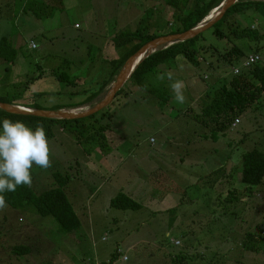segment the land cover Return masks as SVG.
<instances>
[{"label": "rangeland", "instance_id": "obj_1", "mask_svg": "<svg viewBox=\"0 0 264 264\" xmlns=\"http://www.w3.org/2000/svg\"><path fill=\"white\" fill-rule=\"evenodd\" d=\"M80 1L89 6L90 18L84 19L87 30L77 33L69 28V23L78 22L75 20L81 11L78 13L66 2H62L63 10L59 0H50L56 6L48 10L53 16L37 18L27 0H0V40L8 39L17 52L13 64L0 59V99L14 106L35 103L46 110L76 107L86 98L85 90L94 91L95 84L99 87L105 80L106 72L99 64L105 65L108 56L127 52L126 47L121 50L115 45L119 32L126 36L139 32L163 35L180 26L176 17L187 14L194 6L192 0H178L177 8L169 5L168 0ZM249 30L261 33V38L236 39L250 35ZM213 31L214 28L204 32L198 43L212 46L220 54L234 46L246 54L257 52L261 56L260 66H264V9L230 17L224 26V40ZM210 54L198 56L199 66L180 57L159 67L153 83L172 92L169 85L175 80L183 81V104L175 100L169 104L159 102L138 86L125 84V94L117 97L106 111L94 120L80 122L76 132L84 131L81 144L69 125L54 126L49 140L52 166L47 170L33 166L32 188L41 194L58 187V176L68 177L64 191L80 219V230L67 234L52 216L38 215L33 206L18 210L7 205L0 210V264H102L111 260L112 264H264V250L253 253L243 248L249 234L264 235V185L251 196H246L245 189L238 190L236 196L241 201L237 203L226 201L229 189H234V185L243 187L242 155L254 149L263 151L264 93L242 116L237 128L223 135L214 130V124L207 127L197 122L194 115H201L202 102L211 101L207 93H213L234 76L233 67L220 61V54ZM67 62L74 63L72 72ZM83 62H94L87 72L90 79L68 89L58 80L59 75L65 72L73 78L77 63ZM104 68L107 70L106 65ZM32 78L38 80L30 83ZM67 90L79 94L72 96ZM40 92L47 93L35 96ZM100 127L107 130L104 140L100 139V132L95 134ZM92 135L93 140L89 138ZM103 143L123 145V160H118L120 168L111 178L95 167L93 149ZM189 144L204 146L197 154L203 158L196 160V164L184 160L181 165L173 157L177 152L172 147ZM161 146L167 147L157 153ZM180 149L184 151H179L178 156H184L186 148ZM223 149L231 156L224 157ZM158 169L168 180V186L163 182L151 192L149 182L155 184L149 173ZM216 170H222L219 178L230 176L227 183L222 180L226 185L210 188L203 186L204 181L197 182ZM98 187L99 201L93 197ZM118 193L133 194L143 210L111 208V198ZM153 195H162V200L150 199ZM18 246L30 252L23 256L15 254L14 248ZM260 246L264 248L263 243ZM116 249L122 254L116 256Z\"/></svg>", "mask_w": 264, "mask_h": 264}, {"label": "trees", "instance_id": "obj_2", "mask_svg": "<svg viewBox=\"0 0 264 264\" xmlns=\"http://www.w3.org/2000/svg\"><path fill=\"white\" fill-rule=\"evenodd\" d=\"M30 8L33 9V15L37 18H41L44 13L47 16L49 10V4L44 6V4H39L36 0H27ZM194 6L187 14H182L176 17V22L180 26H177L174 30H171L168 33L163 35H151L139 32L135 36H126L125 38H116L117 46L120 48L128 47V51L118 60L113 61V71L110 74V77L107 81L102 83L99 91L89 94V96L81 103H78L76 107L70 109H78L81 106L89 105L87 108L90 109L100 102V99L97 100L101 95L107 93L108 88L115 82L116 77L120 73L126 61L138 52L145 44L148 42L165 35L179 34L187 32L191 29L199 26L213 10L218 8L224 0H192ZM61 2V1H60ZM169 5L173 8H177L178 0H168ZM61 5V3H59ZM42 5V6H38ZM44 6V7H43ZM59 6V5H58ZM51 8V7H50ZM52 7L51 10H53ZM264 9V0H239L230 10L226 13L225 17L215 25L213 34L221 39H226V34L224 32V26L227 23L228 19L237 14H245L247 11H259ZM238 27H241V24L238 23ZM250 35L239 38H254L258 40L261 38V33L256 31L249 30ZM247 32V34H248ZM234 34H237L234 32ZM203 34L198 37L174 44L166 49H160L156 53L152 54L150 57L143 60L136 68L135 72L129 79L127 84H133L138 86L139 89L145 90L148 95L155 97L159 102L169 104L171 101H174L172 92L165 86H158L156 83H153L155 75L158 73V69L161 66L169 65L172 62L176 61L178 58L182 57L189 63L195 66H199L201 63L198 59L199 55H208L212 51L213 54H220L219 51H216L212 46L202 45L198 43ZM257 53V52H255ZM253 53V54H255ZM16 50L12 47L10 41L6 38L0 40V59L6 63H13L16 58ZM212 55V54H210ZM251 54H246L243 49L234 46L229 50H225L224 53L220 54V61L224 62L226 65L234 67L235 64H241L248 56ZM208 56H204L206 60H210ZM58 80L63 82L67 87L74 86L76 87V80H70L69 75L65 72H62ZM67 81V83H66ZM170 88V86H169ZM264 93V66L260 64L252 66L247 69L246 72H242L239 75H234L229 81L225 80L222 83V87L215 89L213 93H207V97L211 98L210 102L203 101L202 113L201 115L195 114V120L197 122H203V124L209 127L210 125L215 126V129L219 134L225 133L229 129H233V125L236 121L239 123V117L243 115L251 106H253ZM125 94V87L117 94L116 98ZM215 95V96H213ZM102 96V97H103ZM115 98V99H116ZM102 99V98H101ZM2 103H8L3 98L0 99ZM91 104V105H90ZM21 106V105H17ZM32 108L36 110H46L38 104L32 103L31 106H21ZM108 108V107H107ZM106 108V109H107ZM65 108H57L54 110H62ZM67 109V110H70ZM106 109L101 112L106 111ZM99 112V113H101ZM95 114L91 117L79 119V120H51L44 118H37L32 116H20L9 114L0 109V129H2V121L4 119H10L13 122L22 121L33 130H35L37 125H43L48 140L52 139V129L54 126L59 125L66 127L69 125V128L76 134V139L81 144V138L83 132L78 133L76 130L79 129L80 122L90 119L94 120L95 117L99 114ZM185 115H188L187 112H184ZM93 126V125H91ZM68 127V126H67ZM106 127H100L96 135L100 132L102 140L105 139V130ZM215 134V133H214ZM216 137V136H214ZM93 140L94 136L89 137ZM247 138V136H245ZM107 145V144H102ZM101 146V145H100ZM264 151V149H262ZM259 149H254L249 152H246L242 155V173H241V182L244 189L246 190V196H251L254 192H257L259 187L264 185V152ZM223 170V169H222ZM222 170H216L211 175L201 179V182L204 181L205 185L210 188H217L218 185H222L225 180L227 183L230 179V176H225L222 178L218 177L219 173ZM224 175H227L224 174ZM69 182L68 177L58 176V187L51 188L41 194H36V192L31 186L23 185L18 186L14 192L3 193L6 199V203L13 209H24L27 206H33L35 211L40 216H52L57 223L62 228L63 232L67 234H74L80 230L81 222L75 212L71 202L69 201L64 189ZM226 183H224L226 185ZM226 188V187H225ZM257 190L255 191V189ZM237 189H229L227 192L226 201L229 203H237L240 200ZM258 194L259 191H258ZM244 196V195H243ZM225 201V200H224ZM110 207L122 210V211H140L143 209V205L136 198L132 197L130 194L118 193L116 197L112 198L110 201ZM263 233V232H262ZM264 239L263 234H259L257 237L255 234H249L247 239L244 240L243 248L245 246L246 250L253 253H259L262 249L260 244H264L261 240ZM79 241V240H78ZM117 249L116 256L119 254ZM30 251L28 248L23 246H18L14 248V253L20 256L28 254ZM264 252V251H263ZM113 261L102 264H112Z\"/></svg>", "mask_w": 264, "mask_h": 264}, {"label": "clouds", "instance_id": "obj_3", "mask_svg": "<svg viewBox=\"0 0 264 264\" xmlns=\"http://www.w3.org/2000/svg\"><path fill=\"white\" fill-rule=\"evenodd\" d=\"M168 78L172 80L171 73L168 74ZM169 86L175 102L183 104L186 99L183 95L184 82L175 80ZM50 157V142L43 125H37L33 130L22 121L13 122L10 119L2 121V129H0V210L7 207L3 193L14 192L18 186H31L33 166L47 170L52 166Z\"/></svg>", "mask_w": 264, "mask_h": 264}, {"label": "crops", "instance_id": "obj_4", "mask_svg": "<svg viewBox=\"0 0 264 264\" xmlns=\"http://www.w3.org/2000/svg\"><path fill=\"white\" fill-rule=\"evenodd\" d=\"M59 1H61V6H62V9L63 10H65V5L63 6V3L62 2H66L68 5H71V6H69V7H71V8H73V9H75V10H77L78 11V13H79V11H81L80 12V18H79V16L76 18V20L75 21H78V22H73V23H69V28L70 29H72V30H74V31H76L77 33H81L82 31H86L87 30V27H85V25H86V22H85V18L87 17V19H89L90 18V11L88 10V7L89 6H84V3H85V1L83 2V3H80L81 1L80 0H72L71 2H67V1H69V0H59ZM39 2L43 5L44 4V6H46L47 4H49V8L50 7H56V6H52L51 5V2H50V0H39ZM152 3H153V5H155L154 3L155 2H153V1H151ZM43 6V7H44ZM85 7V8H83V7ZM156 6V5H155ZM68 7V8H69ZM73 9H70V11H72ZM130 11V10H129ZM251 11V10H250ZM261 10H259V12H260ZM247 13V12H246ZM42 15L43 16H46L44 13H42ZM47 16L48 17H52L53 16V13H51V12H47ZM171 23V22H170ZM76 26H78V27H76ZM171 31V30H170ZM154 35V34H153ZM160 35H162V34H160ZM118 36V37H117ZM115 38H125V33H123V32H119V35H117ZM159 36V35H158ZM115 40V39H114ZM109 42H112L110 39H109ZM31 43H33V42H31ZM111 46H112V48H114V43L112 42V44H111ZM128 47H126V50L128 51ZM122 50V49H121ZM73 51H75L74 49H73ZM114 53V52H113ZM115 54V53H114ZM248 54H253V52H251V53H248ZM124 54H115V55H113L112 57L111 56H108V60L105 62V65L107 66V70L104 68V66L105 65H103V64H99L100 66H98V67H101V69H102V71L103 72H106V74H105V76H104V78H105V80H103V81H101L100 82V86L102 85V83H104L105 81H107L108 79H109V77H110V74H111V72L113 71V65H112V62L113 61H116V60H118V59H120L122 56H123ZM107 57V56H106ZM84 64H78L77 63V67L75 68V71L73 72V73H75V75H74V77L73 78H70V80H76V87H79L80 86V83L81 82H83L84 80H89L90 79V73H89V75H87V72H90V64H94V62L92 63H89V62H87V63H85V62H83ZM243 63V62H242ZM242 63H241V66H242ZM13 64V63H12ZM67 64L69 65V69H70V72H72V68H71V66H73L74 65V63L72 62H67ZM240 65V64H239ZM234 68H237V67H233V69ZM38 80V78H32V80L30 81V83H32L34 80ZM78 79H80V80H78ZM98 79L99 78H97V80L96 81H98ZM92 81V80H91ZM35 82V81H34ZM33 82V83H34ZM189 84H192V83H189ZM100 86L98 87V85H97V83L95 84V90L94 91H87V90H85L84 92L85 93H83V95H85L86 96V98L89 96V94H91V93H94V92H98L99 91V89H100ZM111 87V86H110ZM110 87L108 88V90H107V92L109 91V89H110ZM70 88H75L74 86H68V89H70ZM193 89H194V87H193ZM68 91V93H69V95H72V96H75V95H78L79 93H71V91L70 90H67ZM47 92H43V93H39V94H35V96L37 95V96H43L44 94H46ZM49 94H52V93H49ZM107 94V93H106ZM105 94V95H106ZM105 95L103 96V95H101L99 98H97V100H99L100 99V101L105 97ZM103 96V97H102ZM85 98V99H86ZM102 98V99H101ZM84 99V100H85ZM83 100V101H84ZM82 101V102H83ZM67 110V109H66ZM70 110H74V109H70ZM83 110H85V109H83ZM248 111V110H247ZM247 111L243 114V115H245V114H247ZM243 115H241L238 119H239V123H240V120H241V118H242V116ZM238 123V124H239ZM237 124V125H238ZM235 128H237V126L235 127ZM232 129V128H231ZM234 129V128H233ZM226 133V132H225ZM225 133H223V134H225ZM222 134V135H223ZM113 141V140H112ZM242 140H240V142H241ZM225 146V145H224ZM227 146L228 147H232V143H228L227 144ZM166 147L167 146H161L160 147V149H158L157 150V153L159 152V151H165V149H166ZM180 148H186L185 150H186V154L184 155V156H178V152L179 151H184V149H180ZM120 149H123V145H118V144H114V143H111L110 145H102V146H96L94 149H93V152H95L96 153V162H95V167H96V170H98L99 169V171H101L102 173H104L107 177H109V178H111L112 177V175L114 176L115 174H117V171H118V169L120 168V165H118V160H121L122 158H121V154H120ZM172 149H174V150H176V154L173 156L175 159H178L179 161H180V163H181V165H183V163L186 161V160H188V162H191V163H195L196 164V160L198 161L200 158H203V156L202 157H199V156H197V154H198V151L200 150V149H204V146H192L191 144H189V145H186V147H181V146H173L172 147ZM263 149H264V147H263ZM224 151H227L226 149H223V155H224V157L225 156H227V157H230L231 155H227ZM191 152V153H190ZM130 153H131V151L129 150V155H130ZM156 153V154H157ZM162 153V152H161ZM152 156H154L155 154H151ZM121 158V159H120ZM147 158H152L150 155H147ZM160 159L161 158H164V155H163V157H159ZM123 160V159H122ZM185 160V161H184ZM159 171H161L160 169H158V170H155L154 172H150L149 174H150V178H152V183L153 184H155V185H152L150 182H149V184H150V186H149V191H151V192H153V191H155L156 189H158L159 187H160V185H162L161 183H163L164 182V184H166V187L168 186V180L165 178V176L163 175V173H160ZM97 171H95V173H96ZM101 173V174H102ZM141 174V173H140ZM210 174H208V176H209ZM144 176L146 177V175L144 174ZM148 176V175H147ZM204 177H207V176H203V177H201V178H199V180L197 181V182H201V179H203ZM227 179H230V178H227ZM158 185H159V187H158ZM189 185H194V183H191V184H189ZM185 186H188V185H185ZM153 188V189H152ZM229 188V187H228ZM233 188L234 189H237V190H242V189H244L245 187L243 186V187H241V189L239 188V187H237L236 185H234L233 186ZM100 187H98L96 190H95V193L93 194V197L95 198V200H97V201H99V196H100V194H98L99 192H100ZM180 192H182V193H185V192H183V189H180ZM228 192V191H227ZM227 192H226V194H227ZM129 194V193H128ZM130 195L132 196V197H134L133 196V194H131L130 193ZM150 197V199H153V198H159L160 200H162V195H160V196H158V195H153V197L152 196H149ZM135 198V197H134ZM111 200H112V198H111ZM143 210V209H142ZM142 210H140V211H142ZM140 211H138V212H140ZM117 250V249H116ZM101 251V250H100Z\"/></svg>", "mask_w": 264, "mask_h": 264}, {"label": "water", "instance_id": "obj_5", "mask_svg": "<svg viewBox=\"0 0 264 264\" xmlns=\"http://www.w3.org/2000/svg\"><path fill=\"white\" fill-rule=\"evenodd\" d=\"M239 0H224L221 5L216 8L210 19L204 20L199 26L187 32L165 35L158 37L147 44H145L138 52L132 55L124 64L120 73L116 77L115 82L111 85L105 97L94 107L85 110L71 111V110H36L32 108H25L21 106H14L8 103L0 102V109L13 115L32 116L37 118L51 119V120H79L91 117L102 110L106 109L116 98L117 94L123 89L125 84L129 81L137 66L146 58L156 53L160 49H166L174 44L182 43L198 37L204 32L213 29L226 15V13Z\"/></svg>", "mask_w": 264, "mask_h": 264}, {"label": "built area", "instance_id": "obj_6", "mask_svg": "<svg viewBox=\"0 0 264 264\" xmlns=\"http://www.w3.org/2000/svg\"><path fill=\"white\" fill-rule=\"evenodd\" d=\"M76 27H78V26H76ZM31 48L35 49L36 45L34 43H31ZM260 63H261V56L259 54H251L248 56V58H246L243 61L241 67L234 68V70H233L234 75H239L241 73V68L248 69V68L255 66V65H258ZM237 124H238V121L235 122V124L233 125V128H235L237 126ZM177 244H179V243H177ZM118 253L120 254L121 251H118ZM124 260H127V258L124 257Z\"/></svg>", "mask_w": 264, "mask_h": 264}, {"label": "bare ground", "instance_id": "obj_7", "mask_svg": "<svg viewBox=\"0 0 264 264\" xmlns=\"http://www.w3.org/2000/svg\"><path fill=\"white\" fill-rule=\"evenodd\" d=\"M216 11H217V10H213V11L211 12V14H210L206 19H210V17H211L214 13H216ZM206 19H205V20H206Z\"/></svg>", "mask_w": 264, "mask_h": 264}]
</instances>
